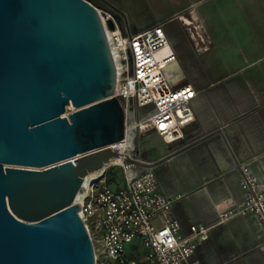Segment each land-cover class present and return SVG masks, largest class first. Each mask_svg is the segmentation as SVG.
<instances>
[{
	"label": "water",
	"instance_id": "water-1",
	"mask_svg": "<svg viewBox=\"0 0 264 264\" xmlns=\"http://www.w3.org/2000/svg\"><path fill=\"white\" fill-rule=\"evenodd\" d=\"M121 86L88 0H0V264H95L78 200L118 156Z\"/></svg>",
	"mask_w": 264,
	"mask_h": 264
},
{
	"label": "crops",
	"instance_id": "crops-1",
	"mask_svg": "<svg viewBox=\"0 0 264 264\" xmlns=\"http://www.w3.org/2000/svg\"><path fill=\"white\" fill-rule=\"evenodd\" d=\"M178 19L195 41L193 48L182 40L193 60L185 83L197 92L184 140H201L152 168L159 190L179 196L172 214L183 233L211 226L196 242L201 264H264L256 216L218 223L227 202L244 198L238 164L264 184V0H192ZM167 38L178 68L185 59ZM163 144L159 157L170 153Z\"/></svg>",
	"mask_w": 264,
	"mask_h": 264
},
{
	"label": "built area",
	"instance_id": "built-area-1",
	"mask_svg": "<svg viewBox=\"0 0 264 264\" xmlns=\"http://www.w3.org/2000/svg\"><path fill=\"white\" fill-rule=\"evenodd\" d=\"M103 18L121 73V89L110 98L119 95L124 134L109 145L118 156L78 200L95 264H201L194 258L196 242L211 226L193 224L183 233L172 214L179 196L161 193L152 168L128 162L138 159L132 154L137 133L152 132L166 144L185 139V130L194 120L191 102L197 92L192 84L175 79V54L161 24L131 34L109 14ZM108 19L113 22L112 30L107 27ZM111 167L118 168L120 177L115 175L108 184L107 169ZM237 168L244 198L227 202L218 213V223L252 214L258 219L259 236L264 237V184L247 164Z\"/></svg>",
	"mask_w": 264,
	"mask_h": 264
},
{
	"label": "rangeland",
	"instance_id": "rangeland-1",
	"mask_svg": "<svg viewBox=\"0 0 264 264\" xmlns=\"http://www.w3.org/2000/svg\"><path fill=\"white\" fill-rule=\"evenodd\" d=\"M92 5L100 12L109 14L116 19L122 30L126 33L134 34L138 31L162 24L166 35L170 37L175 47L180 53V57L185 59L174 69L175 79L181 82L191 80L192 53L186 51L182 40L194 48L195 41L190 32L184 31L181 27L178 14L192 0H91ZM104 20V19H103ZM186 140L169 144L168 151L172 152L186 145ZM134 158L153 162L161 157L157 155V148L163 147L162 140L152 132L137 133L134 138ZM163 157V156H162ZM154 168V167H153ZM117 177H120L118 168L110 170ZM110 173L107 174V178ZM142 251V249H141Z\"/></svg>",
	"mask_w": 264,
	"mask_h": 264
},
{
	"label": "bare ground",
	"instance_id": "bare-ground-1",
	"mask_svg": "<svg viewBox=\"0 0 264 264\" xmlns=\"http://www.w3.org/2000/svg\"><path fill=\"white\" fill-rule=\"evenodd\" d=\"M100 17H101V14H100ZM104 19V18H103ZM102 17H101V21H103ZM167 48L164 50L166 51ZM72 109V106H68L67 107V110H71ZM97 179V176H88L86 178V185L84 186V190L86 189H89V187L91 186V184Z\"/></svg>",
	"mask_w": 264,
	"mask_h": 264
},
{
	"label": "trees",
	"instance_id": "trees-1",
	"mask_svg": "<svg viewBox=\"0 0 264 264\" xmlns=\"http://www.w3.org/2000/svg\"><path fill=\"white\" fill-rule=\"evenodd\" d=\"M88 1H89L90 3H92L91 0H88ZM112 168H113V167L107 169V174L110 173V176H109L108 178H106V179H107L106 181H107L108 184H111V183L114 181V176H115V174H114L113 172L110 171V170H112Z\"/></svg>",
	"mask_w": 264,
	"mask_h": 264
}]
</instances>
